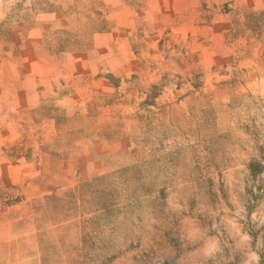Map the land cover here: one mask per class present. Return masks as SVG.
Listing matches in <instances>:
<instances>
[{
  "label": "rangeland",
  "instance_id": "obj_1",
  "mask_svg": "<svg viewBox=\"0 0 264 264\" xmlns=\"http://www.w3.org/2000/svg\"><path fill=\"white\" fill-rule=\"evenodd\" d=\"M74 82L81 107L59 102ZM94 136L110 148L83 158L105 164L48 186ZM0 243V261L264 264V0H0Z\"/></svg>",
  "mask_w": 264,
  "mask_h": 264
},
{
  "label": "crops",
  "instance_id": "obj_2",
  "mask_svg": "<svg viewBox=\"0 0 264 264\" xmlns=\"http://www.w3.org/2000/svg\"><path fill=\"white\" fill-rule=\"evenodd\" d=\"M67 68H74L76 66L72 65L71 63H67L66 65ZM82 72V71H81ZM68 81H65L64 82V86H68ZM74 84L76 85V89H74L73 92H70L69 94H64L60 99H59V102H63L65 104H69V103H73L74 105H78L80 104V107L81 105H83L84 101H83V86L78 84V83H75ZM92 142L94 145H96L97 147L99 148H102L101 149V152L103 151L104 149V145L106 144L107 146H109L103 138L101 137H98V136H94L92 138H83L79 144H82V147L81 149L79 150V156L81 157V161L80 162H71L69 160H67V158L64 156L62 159H57V163L59 166H64V169L62 168L61 171L62 174H59L58 176H53V175H50V176H47L50 178V180L47 179V184L48 186L52 187V188H55V186L58 184L59 180L60 181H64L63 183L65 184H70V183H74L75 181H80V180H83L85 179V177L87 176H91L94 172V169L96 168V166H100L99 163L102 165L105 164V159L104 157H102V155H98L96 154L94 158H83V143L85 142ZM107 148H110L107 147ZM74 149V148H72ZM71 149V150H72ZM70 151L66 152V154H69ZM95 153H100V151H96ZM51 157V156H49ZM52 158V157H51ZM55 159V158H54ZM71 162V164H70ZM72 168V170H71ZM60 169V167L58 168ZM74 176H78V178L76 179H73ZM65 179V180H64ZM13 242V240H9V242ZM6 242V241H4ZM16 242V241H15ZM13 242V243H15ZM1 244V243H0ZM33 260V256H21V257H18V256H15V255H8L5 257V259L3 261H0V264H39L41 261L39 259H37L38 261L36 262H32Z\"/></svg>",
  "mask_w": 264,
  "mask_h": 264
}]
</instances>
